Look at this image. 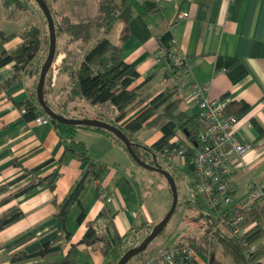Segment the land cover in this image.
<instances>
[{
  "label": "crops",
  "instance_id": "0c3cea01",
  "mask_svg": "<svg viewBox=\"0 0 264 264\" xmlns=\"http://www.w3.org/2000/svg\"><path fill=\"white\" fill-rule=\"evenodd\" d=\"M17 1L23 5L22 9L7 6L0 0V20L6 27L14 28L9 34L0 27L1 31L11 35L31 26H39L44 31V21L35 7L27 0ZM133 3L136 6L132 8L127 31L124 24L115 22L107 35L112 44L120 47L121 59L138 72L139 78L133 86L140 87L147 101L166 89H175L176 97L182 101L181 110L187 115H196L198 112L192 98L195 86L207 87V96L211 100L226 97L229 103L243 101L247 109L237 117L233 134L235 142L249 144L251 150L238 162H234V157L231 158L233 198L243 203L253 188L264 191V135L253 125V121H256L264 130V0H133ZM47 4L55 19L67 17L74 24L85 22L98 13V0H48ZM182 13H187V17L180 19L178 16ZM102 36V31H93L91 40L83 43L70 42L67 35H64L60 47L57 40L54 62L59 68L54 77L50 72L44 98L50 108L63 111L70 118L101 120L123 127L139 110L117 123L115 118L118 111L109 103L91 105L87 100L78 98L61 109L74 70ZM171 40L176 41L180 52L187 59L186 71L171 69L165 60L159 58L160 50L167 49ZM21 43L22 39L16 37L8 43L0 44V52H9ZM35 63L36 60L26 72L21 73L19 80L13 82V64L0 69V85H4L0 91V187H5L0 192V201L9 200L0 207V216L11 207H17L24 213L22 220L0 231V264H43L61 258V254L54 253L44 258L11 262L16 254H33L44 245L55 242L58 237L57 223L53 217L55 210L51 204L53 194L45 185L12 198L32 179L31 176L16 182L22 178V170L33 172V177L37 178L52 176L56 183L58 202L62 201L71 185L80 179L85 170L84 163L65 152L51 123L42 125L36 124L35 120L26 121L16 106L29 100L35 87ZM154 137L152 142L149 140L146 144L148 147L161 134ZM75 139L85 146H89L87 140L91 139L90 142L99 146L100 153H90L89 149V156L105 164L108 171L100 181L92 180L87 185L80 202L73 205L67 216L65 230L70 235V243L76 245L71 257L73 264H103L104 259L97 249L79 244L86 230L85 223L104 214L98 226L103 227L108 219H112L117 233L122 237L134 226L158 223L165 215L163 208L168 196L166 198V191L163 192V203H155L157 196L152 198L148 193L145 198L138 184L119 163L108 162L106 156L121 151L122 147L105 135L80 129ZM175 164L178 171L186 175L187 183L193 181L182 160L179 159ZM190 196L184 192L182 199L191 201V204L182 208L192 210L194 218L200 219V211ZM255 205L264 209V197ZM82 213L85 221L79 225L77 218ZM222 213L207 211L200 214V217L211 221V215L218 219ZM260 222L264 232V214ZM256 224L257 221L245 214L244 226L247 232ZM203 232L190 237L200 240ZM27 235H31L27 241L12 245ZM217 235L221 240L216 239L218 242H215L216 260L220 264H235L231 257L224 254L223 244L226 245L231 238L229 230L220 226ZM250 248L255 261L264 264V254L261 253L264 250V236ZM68 249L69 245H66L64 252ZM161 249L154 251L156 253ZM195 261L197 264H209L208 256L203 251L196 253Z\"/></svg>",
  "mask_w": 264,
  "mask_h": 264
},
{
  "label": "trees",
  "instance_id": "16d2710c",
  "mask_svg": "<svg viewBox=\"0 0 264 264\" xmlns=\"http://www.w3.org/2000/svg\"><path fill=\"white\" fill-rule=\"evenodd\" d=\"M3 1L7 6H14L18 9L23 8V5L17 0ZM44 1L47 4L48 0ZM135 6L136 4L133 3V0H121L120 3H114L109 0H98V13L95 17L77 24L72 23L67 17H62L61 26L57 23L54 15L51 13L54 20L56 38L59 33H62L67 35L70 42L81 41L83 43H88L92 38L93 31H102L103 33V36L90 48L83 61L74 70L73 80L69 85L67 96L64 103L61 105V109H65L70 103L78 98L87 100L91 105L109 103L118 111L115 118L117 123L125 120L133 111L139 110L138 114L123 127L114 124L111 125L117 127L129 139L133 152L142 162L150 166L158 165L160 168L167 171L176 182L179 179L186 178L168 161L167 157L169 154L175 153L181 149L191 150L190 145H193L194 147V143L197 141L198 133L201 131L202 127L198 121L197 114L187 115L181 110L182 101L180 98L176 97L175 89H166L150 101H147L146 97L140 92V87L133 86L139 78L138 72L135 68L121 59L120 47L112 44L107 38V35L111 26L115 22H121L124 24L125 31H127L128 22L131 18V11ZM40 13L44 20L45 33H43L44 31H42L39 26H31L27 30L11 35H5L0 29V44L8 43L16 37L22 39V43L11 51L0 52V69L9 64H13L15 73L12 77V82L19 80L21 78V73L26 72L31 63L36 60L35 66L33 67L35 87L29 96V100H26L21 104H16L17 108L22 113L23 119L26 121H33L39 117L48 118L37 103L36 99V85L41 66L48 51L47 22L41 11ZM56 55L57 50L54 58ZM49 74L50 70L44 83V95L45 88L50 82ZM3 87L4 85H0V91ZM224 98L226 99V97H223L222 99ZM45 103L49 106L46 100ZM246 109L247 105L243 101H234L227 105L225 111L228 115L237 118ZM52 111L63 117L70 118L63 111L57 112L53 109ZM48 120L64 145L65 152L70 153L74 158H77L81 163H84L85 170L80 179L71 185L67 195L61 202H58L57 195L55 194L56 183L52 176L37 178L33 177L35 175L33 172L25 169L22 170V178L16 182L27 179L31 176L32 179L12 198L19 197L40 185H45L53 194L51 204L55 210L53 217L57 223L58 237L55 242L44 245L40 250L33 254H16L15 257L11 258V262L13 263L44 258L47 255L59 253L61 254L59 260L43 264H73L71 255L72 250L76 245L70 243V235L65 230L67 216L73 205L80 202V197L85 191L87 185L92 180L100 181L108 171V167L105 164L93 160L89 156L86 146L75 139L78 130L88 129L99 132L126 151L122 142L113 134L105 130L84 126H67L52 121L49 118ZM253 125L261 135H264V130L256 121H253ZM155 129H159L161 137L149 147L142 146L134 139V136L140 131H153ZM178 135L181 137L174 141V138H177ZM15 165L17 164L15 163ZM186 186L188 190L187 192L192 195L193 204H195L200 211L198 217L203 218L200 217V214L206 213L208 209L196 193L195 180L189 181ZM3 190H5V187L1 186L0 192ZM168 192L171 196L169 187ZM8 201L9 200L6 199L1 200L0 207L8 203ZM257 202L245 212L251 220L257 221V224L242 238H235L232 235L231 230L228 227L229 210L225 207V209L221 211L223 213L220 218L216 219L212 215L210 216L211 221L213 222L212 227H208L204 230L202 239L197 240L190 236H182L174 246L189 245L193 247L196 253L198 251L206 253L209 259V264H220L216 260L214 254L215 242H218L216 239L221 240V237L218 238L217 234L219 233V227L224 226L231 234V238L227 244H223L225 248L224 254L231 257L235 264H259L255 261L254 254H252L251 262L247 261L244 254L246 249L250 248L251 245L264 236L260 222L262 215L264 214V209L263 207L256 206L255 204ZM189 204H191V201L182 200L180 203L178 202L177 206L180 205L183 207ZM23 218L24 213L20 209L17 207H11L0 216V231ZM102 218H104V214H99L93 221L85 223L86 230L79 241V244L97 249L104 259L103 264H117L122 255L130 248L140 244L143 238L150 233L155 225L147 226V224H142L134 226L126 235L121 237L117 233L112 219H108L106 223L103 224V227H99L98 223ZM84 221L85 215L82 213L77 218V224L80 225ZM164 231L165 229L162 233ZM30 237L31 235L21 237L13 242L12 245L24 243ZM241 244L244 246L241 247ZM66 245H69V249L64 252ZM261 253L264 254V250ZM144 254L145 251L130 260L127 264H141L146 258L144 257ZM177 263L180 262L175 261V264ZM180 264L197 263L193 260L192 262L183 261Z\"/></svg>",
  "mask_w": 264,
  "mask_h": 264
},
{
  "label": "built area",
  "instance_id": "2783aa9c",
  "mask_svg": "<svg viewBox=\"0 0 264 264\" xmlns=\"http://www.w3.org/2000/svg\"><path fill=\"white\" fill-rule=\"evenodd\" d=\"M178 17L186 18L187 13H182ZM159 58L165 60L171 69L187 70V59L180 52L175 40H171L167 49L160 50ZM55 65H57L55 62L51 65L52 77L58 72V67L56 68ZM207 92V87L195 86L192 90V98L198 108V121L202 127L194 147L190 145L191 150L181 149L169 154L167 158L170 163L179 159L184 162L189 169L190 177L195 180L196 193L205 203L208 211L220 213L225 207L228 208V227L235 238H242L247 233L244 226L245 212L264 197V191L253 188L243 203L234 200L230 172V166L233 164L231 158L234 157V162H238L251 150V146L234 140L233 128L238 118L228 115L225 111L229 99L211 100ZM35 123L48 125L50 121L48 118L39 117L35 119ZM244 254L247 261L251 262V248L246 249ZM195 256L196 252L189 245L171 246L146 257L141 264L192 262Z\"/></svg>",
  "mask_w": 264,
  "mask_h": 264
},
{
  "label": "rangeland",
  "instance_id": "374dc122",
  "mask_svg": "<svg viewBox=\"0 0 264 264\" xmlns=\"http://www.w3.org/2000/svg\"><path fill=\"white\" fill-rule=\"evenodd\" d=\"M27 1L32 6H34L36 11L41 15L36 3L33 0H27ZM41 17H42V15H41ZM42 19H43V17H42ZM56 21L60 25L61 24V17L60 18L57 17ZM0 27L8 34L12 33L14 31V30H12L14 28H12V27L10 28L8 26L6 27L2 20H0ZM43 33H45V30ZM62 39H65L64 34L59 33L58 37L56 38V45H57V40H59L58 41V47H60V45L62 44V42H61ZM45 58H46V56H45ZM55 66H56V68L57 67L59 68L58 64ZM50 71H52L51 68H50ZM66 96H67V94H66ZM55 111L58 112V110H55ZM158 133H160L159 129H155L153 131H140L134 136V139L136 141H138V143L141 144L142 146L148 147V145H146L148 143V141L150 140L149 142H152L155 138L154 136L157 135ZM180 137L181 136L178 135L176 140H178V138H180ZM87 141H88L87 143L89 146L86 145V148L88 147L87 150L90 149V153H96V154L100 153L101 148L99 146H96L94 142H90L91 139H89ZM106 157H108V162L110 164L113 162L119 163L121 165L122 169L126 171V174L129 176H132L133 180L138 184L139 190L141 191V194L144 195L145 198L147 197L146 195L148 193V194H150V197H152V198L153 197L156 198V196H157V199H155L156 200L155 203H157L158 201H159V203H163V197H162L163 195L162 194H163V192L166 191V198H167V196H168V198H167V203L164 204L163 209H164V211H166L165 214L168 212V210L170 208V204H171V198H170V194L168 192L167 183L164 180V178H162L158 173H156L154 171L147 170L143 167H140L138 164H136L130 158L129 154L125 150H123V148L121 149V151H119L117 153H109ZM176 162H178V160H175L174 162L171 161V164L175 168H176V164H175ZM182 175L185 176V178H186V175H184V174H182ZM188 176L189 175H187V177ZM175 183H176L177 193H178V202L180 203L183 200L182 197L184 196V192L188 191L187 186H186L187 179H179ZM162 189L164 191H162ZM190 198H192V196H190ZM150 207L152 208V205H150ZM160 214H161V212H160ZM160 214H158V217ZM194 216L195 215H194V212L192 210H185L180 205L177 206L176 212L172 216L170 221L168 222V224L165 228V231L161 235H159L148 246V248L145 251L144 257H148V256H151L152 254H154L155 249H161V248L167 247L173 243H177L181 236L197 235L196 234L197 232L202 233V231L205 230V228H207V226L212 227V223L210 220H205L206 218L196 219V218H194ZM207 219H208V217H207ZM174 245H172V246H174Z\"/></svg>",
  "mask_w": 264,
  "mask_h": 264
},
{
  "label": "water",
  "instance_id": "95a60500",
  "mask_svg": "<svg viewBox=\"0 0 264 264\" xmlns=\"http://www.w3.org/2000/svg\"><path fill=\"white\" fill-rule=\"evenodd\" d=\"M34 2L37 4L38 8L42 12L47 22V28H48V51H47L46 58L41 66L37 85H36L37 103L39 104V106L41 107L45 115L52 121H55L59 124H63L67 126H84V127H90V128H97V129H102L107 132H110L118 140L122 142L130 158L136 164H138L140 167H143L147 170L154 171L158 173L159 175H161L166 181L170 189L171 204H170V208L168 212L164 215V217L158 223L154 225L150 233L147 234L143 238L140 244L127 250L117 262V264H127L130 260L135 258L137 255L146 251L148 246L162 233V231L167 226L178 204V193H177L176 183L173 177L167 171L160 168L158 165L150 166L142 162L133 152L129 139L117 127L109 123L103 122L101 120L66 118V117H63L55 113L54 111H52V109L49 106L46 105L45 100H44L43 90H44V83H45L46 76L54 61V56L56 52V33H55V25H54L53 16L47 4L45 3V1L44 0H34Z\"/></svg>",
  "mask_w": 264,
  "mask_h": 264
}]
</instances>
